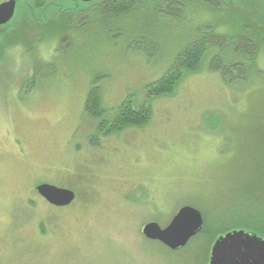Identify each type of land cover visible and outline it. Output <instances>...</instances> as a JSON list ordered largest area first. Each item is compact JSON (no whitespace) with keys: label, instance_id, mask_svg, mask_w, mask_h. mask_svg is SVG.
Wrapping results in <instances>:
<instances>
[{"label":"rangeland","instance_id":"1","mask_svg":"<svg viewBox=\"0 0 264 264\" xmlns=\"http://www.w3.org/2000/svg\"><path fill=\"white\" fill-rule=\"evenodd\" d=\"M252 1L223 0L221 9L235 13L221 26L243 29L236 26L243 18L244 35L264 31V0ZM51 3L63 10L26 16L35 29L26 45L16 36L0 48V264H209L201 233L174 252L143 229L167 228L187 206L221 230H246L244 222L263 218L264 35L247 83L227 86L206 64L171 95L149 98V86L195 34L198 18L185 14L192 3L175 18H144L156 35L150 59L132 34L144 26L141 13L105 19L92 12L101 1ZM53 13L71 15L69 31L37 33ZM20 41L24 48L10 46ZM96 79L107 121L131 99L136 109L150 106L147 125L99 135L85 111ZM40 184L72 190L76 200L53 207L36 192Z\"/></svg>","mask_w":264,"mask_h":264},{"label":"trees","instance_id":"2","mask_svg":"<svg viewBox=\"0 0 264 264\" xmlns=\"http://www.w3.org/2000/svg\"><path fill=\"white\" fill-rule=\"evenodd\" d=\"M17 1V15L15 14L14 20L19 19L21 26L24 25L26 30L13 28V24L9 23L7 26L0 27V48L7 45L2 42L16 40V36H20L26 40V34L29 37L34 31V27H29L28 22L37 20L38 11L46 10H63L58 5L51 3V6L46 5L47 0H30L33 4H26V0ZM101 1V6L94 8L92 12L95 15H102L105 19H119L121 17L130 18L131 15L142 14L143 28L133 29L132 34H135L140 42L136 44L137 49H141L145 56L150 59L154 56L156 47V35L150 30L149 24L144 21L146 17H153L156 20H161L164 17L175 18L178 12L183 7L193 4L195 10L191 13L186 12L187 16L198 18L195 27L191 32L195 33L194 36L184 43V47L177 54L174 64L167 70V72L158 81L154 82L148 88L149 98H158L165 95L174 93L178 83L184 78L185 74H195L200 71L206 64L213 72H219L222 80L227 86H235L247 83L251 76H253L254 68L258 63V54L260 50V36L264 35L263 29H255L252 36L244 35L242 31L249 27V23L243 18L237 19V25L243 26V29H229L230 26H221V21H227L230 16H233L234 11L229 13L221 9L220 3L223 0H97ZM46 5V6H45ZM165 7L162 12L161 7ZM251 7L258 6L257 0L250 3ZM200 6H204L207 14L199 10ZM190 8V7H189ZM192 8V7H191ZM83 10L76 12L77 16H83ZM61 12V11H60ZM101 12V13H100ZM233 12V13H232ZM68 13V12H66ZM65 13V14H66ZM198 13L200 17L195 16ZM214 13V14H213ZM51 16L50 24L39 25L36 29L37 33H45L50 30L53 34L60 32H68V26L71 15H57L53 13ZM224 14V15H223ZM258 13L254 11L256 17ZM215 15H221L219 21L215 23ZM226 15V16H225ZM28 16L29 20L26 19ZM55 16L58 20L54 21ZM94 18V17H93ZM95 17L94 20H97ZM263 20H261L262 22ZM94 23H98L95 21ZM203 24L200 30L197 29L198 25ZM225 24V22H224ZM264 25V24H263ZM9 26L12 27L10 30ZM53 27V28H52ZM224 30V31H223ZM17 31V32H16ZM39 31V32H38ZM122 31V30H118ZM16 32L15 35L13 33ZM26 33V34H24ZM40 33V34H41ZM30 34V35H29ZM191 34V33H190ZM264 42V39H261ZM19 44L20 42H12L10 44ZM141 43V44H140ZM15 44V45H16ZM264 43H261L263 45ZM16 45V46H17ZM207 60L209 63H207ZM261 70V69H260ZM264 72V70L260 71ZM99 79H96L92 87L87 101L85 111L92 121L97 122V133L102 137H107L113 134H119L125 128H138L147 125L151 117V108L148 104L143 103L138 109L132 105V100L127 99L117 110V114L113 121L109 122L105 119V111L102 108V98L100 97V89L97 87ZM200 211V210H199ZM202 213V211H200ZM203 215V213H202ZM204 228L201 232V237L207 240L206 246L207 253L211 251L213 243L222 235L230 232V230H221L217 227L215 220L210 221V218L203 215ZM243 223L244 231L255 233L264 239V214L262 219H251Z\"/></svg>","mask_w":264,"mask_h":264},{"label":"water","instance_id":"3","mask_svg":"<svg viewBox=\"0 0 264 264\" xmlns=\"http://www.w3.org/2000/svg\"><path fill=\"white\" fill-rule=\"evenodd\" d=\"M91 3L95 0H77ZM16 0L0 3V27L7 26L14 18ZM48 204L56 208L71 206L76 200L72 190L50 184H40L35 188ZM204 228L202 213L193 207L181 208L165 229L157 223L147 224L143 229L144 237L159 242L171 251L184 249ZM209 264H264V239L255 233L230 231L220 236L213 244Z\"/></svg>","mask_w":264,"mask_h":264},{"label":"flooded vegetation","instance_id":"4","mask_svg":"<svg viewBox=\"0 0 264 264\" xmlns=\"http://www.w3.org/2000/svg\"><path fill=\"white\" fill-rule=\"evenodd\" d=\"M3 2H5V1H3ZM3 2H1V3H3ZM15 17V16H14ZM10 23L11 24H13V28H15L14 29V31L18 28V29H23V30H26L25 28V26L24 25H22L21 26V22L19 21V19H16V20H14V18L10 21ZM14 24H15V26H14ZM24 34H26V33H24ZM17 35V34H16ZM20 39H22V40H24V45H26V40L24 39V38H22V37H20V38H18V40H20ZM21 40V41H22ZM21 45H22V42H21ZM23 46V45H22ZM23 48H24V46H23Z\"/></svg>","mask_w":264,"mask_h":264}]
</instances>
